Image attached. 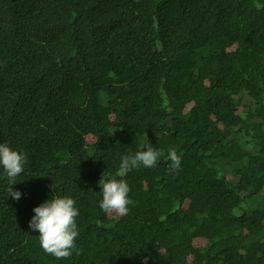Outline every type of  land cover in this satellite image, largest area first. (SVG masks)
Returning a JSON list of instances; mask_svg holds the SVG:
<instances>
[{
    "label": "trees",
    "instance_id": "1",
    "mask_svg": "<svg viewBox=\"0 0 264 264\" xmlns=\"http://www.w3.org/2000/svg\"><path fill=\"white\" fill-rule=\"evenodd\" d=\"M65 1L0 0V144L15 139L23 154L38 144L41 154L28 155L25 168L43 171L40 185L67 178L62 195L80 208L69 185L96 199L92 181L114 176L119 154L169 140L181 165L173 172L163 159L134 169L123 219L80 211L73 254L63 260L46 254L27 225L32 192H54L17 183L16 206L0 170V264H264V68L243 46L264 31L255 25L264 0H81V14L64 26L53 6ZM236 26L242 42L225 53L239 41ZM176 51L192 54L182 60ZM170 69L182 75L170 74L165 90L159 82ZM109 80L127 86L94 104ZM158 124L165 127L154 132ZM222 140L231 147L206 158ZM258 197V209L236 214ZM197 237L206 248H194Z\"/></svg>",
    "mask_w": 264,
    "mask_h": 264
},
{
    "label": "clouds",
    "instance_id": "2",
    "mask_svg": "<svg viewBox=\"0 0 264 264\" xmlns=\"http://www.w3.org/2000/svg\"><path fill=\"white\" fill-rule=\"evenodd\" d=\"M57 10L58 20L64 21V26H67L73 19L78 17L82 11L81 0H66L61 4L53 6ZM235 24V23H234ZM236 25V24H235ZM256 26H264V16L260 21L255 23ZM234 34L239 38V41L231 46L225 48V53H235L238 46L242 42L241 31L238 26L234 29ZM132 37L136 36L133 32H128ZM250 45H247L243 41L244 49L249 52L251 57L255 59L264 68V31L260 32L256 38H250ZM192 54L191 51H176V57L185 60V56ZM87 60H90V55L87 54ZM166 75V80L159 82V86L165 90L168 88V78L172 75H182L180 69H170L163 72ZM127 85H119L110 80L105 86H103L98 92L94 104L102 102L101 96L105 94V91H111L113 94L120 92L126 88ZM68 92V91H67ZM68 96L72 99V92H68ZM107 99V98H106ZM105 100V99H104ZM103 100V101H104ZM250 99L246 98V102ZM193 104L188 105L185 112L189 111ZM244 110L243 106H239L237 113H241ZM212 120L216 121V117H212ZM264 124V116L262 119ZM165 127L163 124H158L153 127L154 132H158ZM222 128V124L219 125ZM87 140L91 143L96 142L94 136H89ZM250 139H248L249 141ZM155 146L147 145L146 149L138 150L135 154L124 155L119 154L117 157L122 158L119 170L112 175H108L106 172H100L97 174V179L92 181V188L96 186L98 190V197L93 200H84L79 196L80 191L77 190L72 184L69 185L70 191H74L78 200L82 203L79 207L76 199L70 195H62V186L68 181L67 178L61 177L60 179L49 183L48 185L38 184L43 178V171L40 169L37 173H31L29 168H25L26 156L18 151L11 149L7 144H0V170L4 171L6 180L9 183L8 194L9 197L15 200V205L18 206L21 198L19 190H15L13 186L20 182L34 181L37 182L35 187H44L54 192L53 195H38L32 192L31 202L29 206L28 217L33 213V217H29L27 225L32 232L39 233V243L44 252L50 256L55 257L58 260L68 259L72 256V250L75 247V241L78 237V219L80 211H92L99 209L105 218L109 221H118L123 219L130 211L132 206V191L137 187L138 180L134 169L139 167L154 168L158 160L167 159L170 163V168L173 172H177L180 169L181 158L177 155L175 149H169V140ZM229 144L225 141H219L217 147L210 151L206 158L214 157L216 150H219ZM230 146V145H229ZM253 153H259V147L250 143ZM231 147V146H230ZM27 151V150H25ZM28 151H34L33 155L37 156V153L41 154L38 144H32L31 149ZM262 161L264 163V147L262 148ZM214 161V158L210 161ZM221 161V160H220ZM207 164V162L203 163ZM133 169V170H132ZM132 170V171H131ZM128 179H132L129 183ZM230 178L227 181H230ZM264 202V195L262 196ZM257 207L256 209H258ZM255 209V210H256ZM18 219L21 218L19 208L14 214ZM243 215V214H241ZM238 215V216H241ZM12 222H9V225ZM77 223V224H76ZM243 234H248L245 229ZM204 240L205 244L202 247H196L195 241ZM208 240L203 237H197L193 239L194 248H206ZM52 257V258H53ZM193 260V257H190ZM148 260H144L143 264H148ZM119 264V263H110ZM163 264H167L166 260Z\"/></svg>",
    "mask_w": 264,
    "mask_h": 264
},
{
    "label": "rangeland",
    "instance_id": "3",
    "mask_svg": "<svg viewBox=\"0 0 264 264\" xmlns=\"http://www.w3.org/2000/svg\"><path fill=\"white\" fill-rule=\"evenodd\" d=\"M16 142H17V140L12 139L11 141H7L4 144H7L11 149H13L15 151H18L15 148L11 147L12 143H16ZM18 152H20V151H18ZM33 153H34V151H24V154L23 153H21V154H23L27 157L28 155H33ZM230 178H232V176L229 174L224 176V179H226V180H229ZM259 204H260V197L254 199V200L248 199V200L244 201L242 203V205L240 206V208H238L236 210V214L241 215L244 213H251L259 206ZM188 205H189V202L185 201L184 204L182 205V208L184 210H186ZM204 244H205L204 240L195 241L196 247H202V246H204Z\"/></svg>",
    "mask_w": 264,
    "mask_h": 264
}]
</instances>
